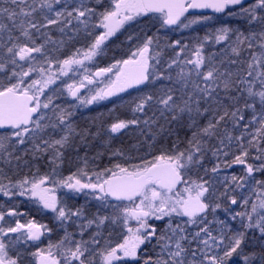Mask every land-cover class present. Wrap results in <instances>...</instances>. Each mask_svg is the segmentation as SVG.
<instances>
[{
    "label": "snow or ice",
    "instance_id": "1",
    "mask_svg": "<svg viewBox=\"0 0 264 264\" xmlns=\"http://www.w3.org/2000/svg\"><path fill=\"white\" fill-rule=\"evenodd\" d=\"M193 9L236 17L243 27L221 25L191 47L174 40L165 45L167 59L159 37L130 34L129 44L138 42L127 58L89 68L106 54V41L140 17L159 14L163 26L184 29L212 19L189 15ZM81 35L91 40L75 47ZM69 73L79 79L64 81ZM129 89L143 94L128 102L127 117L103 129L104 145L135 133L133 148L144 155L112 149L101 169L102 152L80 156L74 146L79 139L87 148L101 132L74 117ZM180 129L190 135L181 138ZM69 149L76 168L64 176ZM29 155L47 156L49 170L20 176ZM237 165L240 174L221 176ZM257 174L264 176V0H0V195L27 197L63 229L53 241V228L22 222L18 204L0 203V264H264V179ZM59 189L111 211L89 217L86 205L70 207ZM106 225L121 229L120 242L104 236ZM250 241L259 248L246 250Z\"/></svg>",
    "mask_w": 264,
    "mask_h": 264
},
{
    "label": "trees",
    "instance_id": "2",
    "mask_svg": "<svg viewBox=\"0 0 264 264\" xmlns=\"http://www.w3.org/2000/svg\"><path fill=\"white\" fill-rule=\"evenodd\" d=\"M159 15H151L150 18L140 17L138 18L139 23L131 22V26L127 24L119 33L115 36L111 37L106 41L107 51L103 56L98 57L97 67L103 68L108 67L113 64L116 60L121 58H127L129 53V48L134 46L138 41L133 40L131 45L127 41V36L132 34L134 36L143 38L144 34L154 35L159 37V43L164 50V59H167L172 55V50L165 47V45L171 43L174 40H181L183 43L188 44L190 47L195 43L196 36H203L207 31L215 29L221 25L227 24L233 27H243V22L240 21L236 17H229L226 14L221 16L216 15H206L211 16L212 19L210 21H206L202 24L194 25L188 29H180L181 27L176 28H168L167 26H163L158 19ZM202 16V15H196ZM100 30L97 29L94 34H99ZM53 36H59L55 30H53ZM91 37H84L81 35L75 41V47L85 46ZM71 47V45L69 46ZM221 46H216L214 49L218 51ZM67 50V49H66ZM143 88V87H142ZM145 91H150V89H145ZM138 94H143V92L137 90L129 91L123 95H121L118 99L105 102L99 105H95L86 110H77V114L74 117V120L81 128H90L92 132L100 131L101 135L96 137L95 139L89 138L88 147H84L83 144L79 142V139L75 142V147L79 148V155L83 156L85 152L91 157L96 155L97 152H102L103 156L96 161L99 167L102 169L105 166H110V157L112 149H123L127 152L132 153L133 155H144L143 147L140 148L139 153L136 152V149L133 148V145L137 143L139 140V136L135 133L131 135L120 134L117 138H114L111 141V144L108 146L104 145V139L106 134L103 129L116 117L119 116L121 118H125L129 115L126 110V105L128 102ZM63 101H57V103H62ZM246 116L250 115L249 113L245 114ZM204 120H201V123H204ZM163 123V121H161ZM175 127V125H173ZM179 134L181 138H186L190 133L186 129H180ZM183 146V145H181ZM76 156L77 153L72 149H69L65 152V162L62 168V173L64 176H67L70 172L75 171L76 168ZM29 161L28 165H24L23 162H20L19 175H31L36 171V166L39 167L40 173L47 172L50 168L48 164V157L45 156L39 160H33L31 156L25 157ZM111 162H115V158H112ZM206 165L211 166V160H206ZM242 166H234L227 170L222 171L221 176L223 175H231V174H240ZM31 169V172L29 171ZM258 178L264 179V176L257 174ZM14 179L18 177H13ZM222 190V188H221ZM245 194H247V190H245ZM240 193H237V197L239 199ZM11 202L13 205L18 204L20 207V211L23 210L25 206V202L20 200V198L13 199ZM24 202V203H23ZM223 203L227 205V200H224ZM235 207V206H232ZM237 211L239 209H236ZM217 215L220 219H227L228 213H225L223 210H218ZM42 224V222H40ZM233 226H235V222H232ZM259 244L255 241H250L246 250L252 251L254 249H258ZM30 251H35L32 248Z\"/></svg>",
    "mask_w": 264,
    "mask_h": 264
},
{
    "label": "flooded vegetation",
    "instance_id": "3",
    "mask_svg": "<svg viewBox=\"0 0 264 264\" xmlns=\"http://www.w3.org/2000/svg\"><path fill=\"white\" fill-rule=\"evenodd\" d=\"M57 34L59 35V33H57ZM113 71H115V69ZM108 75L111 76L112 74L110 73ZM124 93H120V95L124 94ZM56 195L58 197H60L61 199H65L70 207H78V206H81V205H86V208H85L86 215L89 216V217H91L93 214L97 213L98 211L102 215L106 214L104 211L101 210V208H98L97 204L94 203V202H91V203L87 202L86 203L85 199H83V198H77V197L76 198H72L71 196H68V197L64 198L61 194H57L56 193ZM2 204H4L6 207L14 206L9 201H7L6 203H2ZM18 210L20 211V207H19ZM21 212L26 213L25 216L21 217V221L22 222L24 220H27V219H35L38 223L42 222V224H47L49 227L53 228L54 231H53V233L51 234V237H50L53 241L58 240L63 235V229L58 227V222H56L53 219V214L51 212H49L47 210H43V209H41L39 207L31 206L30 204L28 205L26 202H25V206H24V208H23V210ZM69 230L70 231H75L76 230L75 225H71L69 227ZM109 232H111V236L109 237L111 239V241L116 240V238L118 236V233L115 231V229L112 230V229L108 228V226H105V228H104V236L108 237ZM88 235L89 234H86L85 237H88ZM47 239H48L47 237L42 238V242L40 243L41 247L46 246ZM32 249L34 250L35 248H32ZM128 264H136V262L129 260Z\"/></svg>",
    "mask_w": 264,
    "mask_h": 264
},
{
    "label": "rangeland",
    "instance_id": "4",
    "mask_svg": "<svg viewBox=\"0 0 264 264\" xmlns=\"http://www.w3.org/2000/svg\"><path fill=\"white\" fill-rule=\"evenodd\" d=\"M126 25H127V24H126ZM180 29L184 30V28H180ZM187 29H188V28H187ZM99 30H100V29H99ZM121 30H122V29H121ZM100 31H102V30H100ZM118 33H119V32H118ZM97 62H98V57H96L95 60H94L92 63H90V64L88 65L89 68H90L93 72L99 69V67H97ZM86 63H87V62H86ZM70 77L75 78V79H79V77H75L73 73H69V76H67V77H63V80L66 81V82H69V83H70V82H72V80L70 79ZM97 79H98V80H104L105 77H99V78H97ZM60 85H61V81H57V83H56L55 85H52L51 87H52V88H56V87H58V86H60ZM97 86H103V85H102V84H100V85H90L89 87H97ZM86 91H87V89H82V92H86ZM121 95H123V94H121ZM121 95L119 94L118 96L111 97V98H109V99H107V100H104V101H100L99 103L92 104V105H90V106H88V107H82V108H80V109H78V110L83 111V110L89 109L90 107H93V106H95V105H99V104H102V103H105V102H109V101L116 100V99H118ZM68 99L71 100L70 97H69ZM66 191H67L66 189H59V190H57L56 193H57V194H61V195L65 198V197H66V196H65ZM76 197H77V198H83V199H85V201H87L88 203H91V202L96 203L97 206H98V208H101V210L104 211L106 214H108V213L111 211L109 208H104V207H102V206L100 205L99 202H97V201H95V200H92L90 197H89V198L84 197L83 194H80L79 196H76ZM76 197H75V198H76ZM16 198H17V197H16ZM18 198H20V200L25 201L28 205L30 204L31 206L38 207V205H36V203H35L34 201L29 200L27 197H18ZM13 199H15V198H13ZM7 201H9L7 198H5V197H3L2 195H0V203H6ZM124 203H128V202H124ZM185 219H186V218H185ZM106 226H107V225H106ZM108 228H110V229H112V230L115 229V231L118 233V236H117L116 240L112 241V243L120 242V240H121V229H120L119 227H112V226H108ZM75 231H76V230H75ZM92 231H95V229H94V228H93V229H89L88 232L85 233V235H86V234H90ZM85 238H87V237H85Z\"/></svg>",
    "mask_w": 264,
    "mask_h": 264
},
{
    "label": "water",
    "instance_id": "5",
    "mask_svg": "<svg viewBox=\"0 0 264 264\" xmlns=\"http://www.w3.org/2000/svg\"><path fill=\"white\" fill-rule=\"evenodd\" d=\"M193 14H215V15H221L224 13H215L213 10L211 9H193L190 10L189 15H193ZM177 25H172V26H168V27H176ZM143 86H140V88ZM129 90H133V89H129Z\"/></svg>",
    "mask_w": 264,
    "mask_h": 264
}]
</instances>
